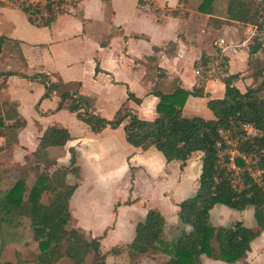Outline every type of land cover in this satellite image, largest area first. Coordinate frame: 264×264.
Masks as SVG:
<instances>
[{
  "label": "crops",
  "instance_id": "0c3cea01",
  "mask_svg": "<svg viewBox=\"0 0 264 264\" xmlns=\"http://www.w3.org/2000/svg\"><path fill=\"white\" fill-rule=\"evenodd\" d=\"M75 1L74 16L60 15L46 25L31 23L26 13L9 0L0 7V35L14 42L20 50L18 55L5 52L3 45L0 49L1 58L6 55L11 59V63L0 66V73L13 72L5 77L0 89V111L5 124H12L15 116L13 113L6 116L3 104L4 100L12 102L25 121L17 130L16 141L10 145H6L5 136L0 134V147L4 148L1 157L10 178H16L10 163L21 161L23 168L31 171L35 165L31 154L43 131L52 125L59 126L52 119L55 115L58 120L62 109L57 111L54 94L41 99L45 85L39 78L32 77L37 73L47 74L57 84H75L77 87L72 92L77 91L91 100L92 109L88 110L107 119L124 104L138 117L151 120L157 115L158 102L153 90L167 92L172 88L170 83L186 90L200 87L204 96L188 95L181 114L213 119L206 102L208 96L221 98L224 84L222 79L200 82L195 69L203 55L215 54L214 42L222 38L235 45L227 52V73L238 75L233 85L240 91L254 86V69L264 67V42L263 51L251 56L247 53L255 26L227 21L225 9L219 8L215 0L213 14L197 10L200 0H144L142 4L138 0ZM150 2L162 9L159 16L151 10ZM170 10L178 14L171 15ZM161 73L165 77L158 79ZM128 93L140 102L128 98ZM199 106L202 115L197 113ZM60 126L68 129L71 139L63 146L49 147L48 155L55 159L56 165H67L69 148L76 151L80 178L69 200L71 221L87 237H100V249L106 254L105 264H120L121 259L116 261V256L122 254L128 259L126 250L116 256L109 250L126 247L132 241L137 223L145 219L149 209H157L162 214L165 240H175L182 230H189L179 220L178 204L193 196L198 188L201 152L193 153L181 167L179 161L166 162L152 144L136 147L128 143L123 123L116 128L107 125L99 133H93L88 127L77 131L68 124ZM50 148L61 150H54L51 156ZM116 148L121 149L115 151ZM112 152H119L117 159ZM128 175L127 191L118 199L117 196L111 198L109 186L128 179ZM86 180L92 187L84 192ZM232 210L216 204L209 212V220L214 226H226L236 220L251 226L252 207L238 211L239 216ZM166 259L167 255L159 251H149L134 264H161ZM201 261L229 264L205 255L201 256ZM245 261L246 264H264V229L250 243ZM127 264H131L129 259Z\"/></svg>",
  "mask_w": 264,
  "mask_h": 264
},
{
  "label": "trees",
  "instance_id": "16d2710c",
  "mask_svg": "<svg viewBox=\"0 0 264 264\" xmlns=\"http://www.w3.org/2000/svg\"><path fill=\"white\" fill-rule=\"evenodd\" d=\"M213 2L214 0H200L197 10L213 14L216 12ZM4 3L5 0H0V7ZM138 3H144V0H138ZM149 6L156 15L162 13V9L153 2ZM20 8L32 23L27 10ZM169 14L177 15L178 11L170 10ZM224 17L241 26H255L257 33H260L264 31V0H227ZM48 23L49 21L43 25ZM6 40V37L0 35V49ZM263 42L264 37H260V34L252 37L247 46L248 55L263 51ZM263 70L264 67L254 69L253 77L260 78V82L247 87L243 92L233 85L237 74L223 78V96L208 98L206 102L214 115L213 119L184 117L181 114L188 95L204 96L200 87L186 90L170 83L172 88L167 92L153 90L158 102L155 107L157 115L151 120L138 117L124 104L119 106L111 119H106L89 111L88 98L79 95L77 91L62 92L58 108L62 106L60 104L64 99L72 98L68 104L69 109L75 111L93 132H99L107 125L116 128L123 123L128 143L136 147L152 144L166 162L179 161L181 167L193 153L203 154L200 186L195 195L178 204L180 222L191 228L182 230L175 240H165L162 214L157 209H149L145 219L137 223L132 241L126 247L111 248L110 253L118 254L126 250L131 264L149 251H160L167 255V259L161 264H203L202 255L229 264H246L245 257L250 250V243L264 229V188L255 183L247 172L243 174L242 188H234L224 170L217 169L215 143L219 138L220 128L229 127L231 122H249L256 128L257 135L245 139L238 149L245 155L255 154L259 166H264ZM10 74L13 72L0 73V89L5 77ZM32 77L40 78L45 84L42 97H50L52 91H59V84L51 82L47 74L41 72ZM163 77V73L158 75V79ZM128 98L140 102L131 93H128ZM3 104L6 116L9 113L15 116L12 124H5L0 111V134L5 136L6 145H10L16 141L17 130L25 125V121L18 115L14 103L4 100ZM70 139L71 135L65 127L52 125L43 131L31 154L35 164L31 170L37 172L29 188L26 177L12 179L8 176L9 170L1 157L4 148L0 147V232L13 219H28L38 251L31 255L15 250L14 261L0 264H55L63 259H67L69 264H85L89 252L95 254V259L87 264H105L106 254L100 251V237L87 238L75 227L66 228L71 220L69 200L79 185L77 153L69 148V164L57 166L55 159L49 157L48 148L63 146ZM70 172L77 178L72 184L67 181ZM216 204L237 211L252 207L255 225L246 226L236 220L226 226H214L209 220V212Z\"/></svg>",
  "mask_w": 264,
  "mask_h": 264
},
{
  "label": "built area",
  "instance_id": "2783aa9c",
  "mask_svg": "<svg viewBox=\"0 0 264 264\" xmlns=\"http://www.w3.org/2000/svg\"><path fill=\"white\" fill-rule=\"evenodd\" d=\"M19 7H24L35 25H43L60 15L74 16L76 14L75 0H10ZM260 34L264 37V31ZM216 52L214 55H203L200 62L196 64L195 73L199 81L211 79H223L227 73V52L235 45L226 43L220 38L214 42ZM219 138L215 143L217 150L216 165L218 170H224L231 185L240 189L243 186V174L247 172L251 179L264 188V166H259L255 154L245 155L241 153L238 146L245 139L257 135L256 128L249 122H231L227 128L218 130ZM239 161H241L239 163Z\"/></svg>",
  "mask_w": 264,
  "mask_h": 264
},
{
  "label": "rangeland",
  "instance_id": "374dc122",
  "mask_svg": "<svg viewBox=\"0 0 264 264\" xmlns=\"http://www.w3.org/2000/svg\"><path fill=\"white\" fill-rule=\"evenodd\" d=\"M215 3L219 8L225 9L227 0H215ZM6 41L3 43V49L5 50V52L11 51V52H14L15 54L19 55L20 54V50L18 49L19 46L18 45L16 46L14 42H9L8 40H6ZM0 60H1L0 66H2V65L4 66L5 63H11V59L9 57H7L6 55H4L3 58L0 57ZM254 63L258 65V63H256L255 61H254ZM0 69H2V68H0ZM48 78L50 79L49 76H48ZM254 79H255V82L253 83L254 85H256L257 83L260 82V80H259L260 78H254ZM16 80H18V79H16ZM59 85L60 86H59L58 92L52 91V95L53 94L56 95L55 100H53V101H54V103L57 104V106L59 105V103L61 101L60 95L62 94V92H66L68 90L73 91L77 87L75 84L66 85L63 83L62 84L59 83ZM48 98L49 97H42L41 99H48ZM208 98H210V97L208 96ZM71 99L72 98H70V97H67L66 99H64V102L62 104H60L62 106L60 108H58V110H57V111H59L60 109H62V112L58 115V117H59L60 121H63V122H60L59 119L57 120V118H55V115H54V118L52 119V121H53V123L55 121H57V122H55V124H57L59 126L62 125V123L65 125L68 124L73 130L80 131V130H82L81 127L86 128V127H88V125L85 122H83L77 116L75 111H71L69 109L68 104L71 103V101H72ZM46 102H48V101H46ZM88 103H89V108L92 109L90 99H88ZM100 107H102L101 109H103V105H100ZM200 107L201 106L198 107L199 110L197 113L202 115L203 112L200 109ZM103 111H105V110H103ZM104 118H106V117H104ZM99 132H93V133H99ZM124 136H125V133H124ZM125 139H126V137H125ZM119 149H121V148H116L115 151H118ZM54 150H61V149L60 148H50V155L51 156H54ZM112 153H113V158L117 159L119 152H116V153L112 152ZM68 164H69V161H68ZM67 165H65V166H67ZM9 166L12 169V171L15 172L14 176L16 178L26 177L27 188H29L35 179V174H36L37 170H31V171L27 172L26 169L23 168V164L21 163V161L10 163ZM57 166H59V165H57ZM83 172L86 173V175H87V170L85 169V167L83 168ZM16 173H18V174H16ZM79 173H80V170H79ZM67 176H68L67 181L69 183L72 184V183L77 181L76 176L72 172L68 173ZM85 178H84V182H85ZM122 180L123 181H120L118 184L113 183L112 186L111 185L109 186L108 195L111 196V198H112V196H115V197L117 196V199H118L121 196V193H124L125 191H127V185L129 184V175H128V179H122ZM90 187H92V186H90V184H88L87 180H86V184H84L82 191L86 192L87 189H89ZM98 189H102V188H98ZM103 192L107 193V190L104 189ZM110 201L108 202V204H110ZM102 203L107 204V202H102ZM232 212L234 214H237V216L240 215V212H238L237 210H232ZM80 218H82L81 214H80ZM84 218L86 219L87 217L84 216ZM73 224L74 223L70 220V222L68 223L66 228L74 227ZM213 224L215 225V223H213ZM250 225L251 226L255 225V221L253 218H252ZM87 238H91V237H87ZM15 250H18L24 254L29 253L31 255L38 252L37 251V243L32 238L28 219H18L16 221H15V219H13L12 222H9L8 224L4 225L2 231L0 232V262L14 261ZM100 251L102 252L104 250L100 249ZM159 253H162V252L159 251ZM116 255H118V254H116ZM116 255L113 254V256H116ZM94 259H95V254L93 252H89L85 258V264L90 263ZM120 259H121L120 264H125V263L127 264L128 263V259L125 256V254L116 256V261H118ZM69 263L70 262L67 259H63V260H61L55 264H69Z\"/></svg>",
  "mask_w": 264,
  "mask_h": 264
},
{
  "label": "water",
  "instance_id": "95a60500",
  "mask_svg": "<svg viewBox=\"0 0 264 264\" xmlns=\"http://www.w3.org/2000/svg\"><path fill=\"white\" fill-rule=\"evenodd\" d=\"M201 166H202V164H201ZM200 172H201V170H200ZM196 185H197V187L199 188V186H200V175H199V178H198V181H197V184H196ZM198 188L196 189L194 195L196 194ZM188 227H189V229L191 228L190 226H188Z\"/></svg>",
  "mask_w": 264,
  "mask_h": 264
}]
</instances>
